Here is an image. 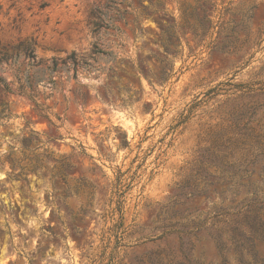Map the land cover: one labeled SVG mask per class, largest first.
<instances>
[{
	"label": "rangeland",
	"instance_id": "rangeland-1",
	"mask_svg": "<svg viewBox=\"0 0 264 264\" xmlns=\"http://www.w3.org/2000/svg\"><path fill=\"white\" fill-rule=\"evenodd\" d=\"M0 79V264H264V0H0Z\"/></svg>",
	"mask_w": 264,
	"mask_h": 264
},
{
	"label": "trees",
	"instance_id": "trees-1",
	"mask_svg": "<svg viewBox=\"0 0 264 264\" xmlns=\"http://www.w3.org/2000/svg\"><path fill=\"white\" fill-rule=\"evenodd\" d=\"M24 52H25V56L27 58H29V60L33 59L34 56L32 54V51L29 50L28 46H25L24 47ZM2 59H4V56H2ZM26 74V73H25ZM0 81L2 82L3 84V88L1 90H4L6 92H10V88L9 86L5 83V81L3 79H0ZM39 79H37L35 76H30V75H25L24 76V80H23V83H21L19 81V86H18V91L19 93L21 94H26L27 96H29L30 98H33L34 97V94H33V91H34V84L36 82H38ZM0 90V91H1Z\"/></svg>",
	"mask_w": 264,
	"mask_h": 264
}]
</instances>
